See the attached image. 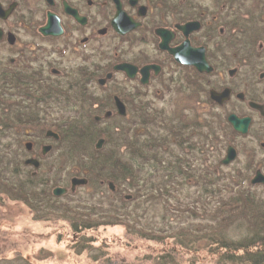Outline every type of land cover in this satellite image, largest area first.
<instances>
[{
	"label": "flooded vegetation",
	"instance_id": "flooded-vegetation-1",
	"mask_svg": "<svg viewBox=\"0 0 264 264\" xmlns=\"http://www.w3.org/2000/svg\"><path fill=\"white\" fill-rule=\"evenodd\" d=\"M0 94L43 107L39 119L56 104L51 115L70 116L76 98L99 127L120 121L136 135V113L174 110L178 95L194 104L181 109L204 107L207 134L212 111L227 125L246 117V132L229 127L245 137L250 183L264 175V0H0Z\"/></svg>",
	"mask_w": 264,
	"mask_h": 264
},
{
	"label": "trees",
	"instance_id": "trees-1",
	"mask_svg": "<svg viewBox=\"0 0 264 264\" xmlns=\"http://www.w3.org/2000/svg\"><path fill=\"white\" fill-rule=\"evenodd\" d=\"M10 100L13 99L9 97L6 100L0 94V126L3 129L31 128L34 133L40 134L38 138L32 137L34 145L42 142L44 131L57 132L59 138L53 140V144L57 145L55 165L60 168L74 167V171L84 174L88 179L86 186L93 187L95 192L103 196L109 193L111 197L106 199L107 204L103 203L101 197L98 202L89 204L66 202L62 199L66 194L53 195L54 187L60 184L56 175L35 174L17 183H9L0 176L2 190L24 204L37 219L46 220L48 215L54 214L62 222L56 241L64 243L68 240L67 248L72 256L66 264H90L84 262L81 257L83 254L87 255L84 258L89 257L85 261L102 264L98 260L111 261L117 249L130 254L142 252L137 264H204V261L213 264H264V198L237 182L249 176L247 172L240 177L227 175L233 183L230 182L225 188L231 193L226 197H216L209 213L212 220L208 223L195 226L193 222L180 221L166 230L159 227L145 229L129 220L130 212L125 204L130 201L124 194L129 192L133 197L131 200L141 195L161 197L158 192L172 190L177 175L195 178V175L199 177L204 174L201 169L193 172L195 175L185 170L188 160L182 154L170 150L173 158L163 159L158 156V152H153L157 147H169L171 141L184 148V142L188 139L184 135L187 128L184 124L167 123L164 133L158 138L147 140L140 138L134 132L135 129L120 121L115 125L112 122L99 127L87 115L83 102L79 100L82 103L79 104L76 98L72 99L74 112L60 119L50 113L52 117L39 119L36 110L39 108L44 111L43 107H16ZM211 115L210 131L204 137L207 141H215L223 146L235 137V133L221 114L212 111ZM156 116H160V113L149 116L145 112L136 113L135 117L139 119L137 126L146 128L148 120L153 121ZM98 137L103 138L104 144L97 149L95 143ZM221 146L215 148L220 149ZM144 162L154 167L149 174L141 172L144 171ZM20 164L15 161L14 168ZM214 165L215 168L221 166L219 162ZM38 166H32L33 170L38 171ZM47 166L53 169L52 163ZM155 175H159L160 179L149 184L148 179ZM102 182H110L115 190L107 186L106 192L100 186ZM64 183L63 180L61 184ZM211 193V197L216 193L213 186ZM187 210L195 212L192 207H187ZM174 214L177 215V212ZM64 230H68L65 235ZM24 261L27 262L26 259ZM121 263L131 264L126 261Z\"/></svg>",
	"mask_w": 264,
	"mask_h": 264
},
{
	"label": "rangeland",
	"instance_id": "rangeland-1",
	"mask_svg": "<svg viewBox=\"0 0 264 264\" xmlns=\"http://www.w3.org/2000/svg\"><path fill=\"white\" fill-rule=\"evenodd\" d=\"M175 105L178 107L174 110H168V107H165L163 111L159 112L162 117L166 118L164 122L156 116L154 117L155 120H148L146 128H142L137 135L140 138L143 137L150 140L158 138L161 133H164L167 129L165 128V124L167 123L172 124L175 120H182V124L187 123L192 129L191 131L188 129V131L186 130L185 134L186 136L188 135L189 139L187 143H184V148L179 147L175 141H171L169 147H157L156 151L153 150V152H158V156L163 159L173 158L170 154V150L174 153L177 152L182 154L186 157V160H188V164L185 165V170L194 174L193 172H197L201 169L204 172L203 175L206 177L203 175L197 177L195 174V178L177 175L178 177H176V182H173L174 187L172 190L158 192L162 195L161 197L150 198L146 195H141L140 197L138 196L134 198V200H131L133 197L130 196L129 192L124 194L130 201L125 204L130 212L129 220L145 229L159 227L169 230L180 221H186L190 224L193 222V225L195 226L197 224H205V222L208 223L212 220L209 213H211L214 203L217 200L216 197H226L231 193L230 190L225 188L230 182L233 183L229 180L227 175H231L232 177L236 175L240 177L241 174L245 175L247 172L245 165L247 162L246 154L248 149L246 141L245 143L243 142L245 137L235 135L231 142H225L223 146H221V143L216 144L215 141H207L206 137H204V133L207 132V129L201 124L202 122H199L201 121L200 116L204 107L181 109L185 105L192 107L194 104L190 99L185 98V100H183L179 95L175 98ZM233 106L234 105H232V107ZM60 108L61 106L56 104L54 108L49 110L51 114H58ZM232 110L236 113L238 112V108L235 109V107H233ZM176 112L178 113L175 114ZM152 114L146 113L147 116ZM189 126L187 127L189 128ZM31 136L38 138L40 137V134L27 129L25 130L24 128L19 130L14 127L3 129V126H0V176L3 179H6L9 183H17L22 179H26L25 177L33 176L35 174L39 176H44L46 174L56 175L58 177L57 180L60 182V184L57 185L67 188L64 193L66 194V197L62 198L65 199L66 202L69 200L73 203L80 201L89 204L98 202L101 197L103 203L107 204L106 199H111V197L108 196L109 193L106 196H103V194L95 192L93 187L89 185H79L71 191L68 187L71 177L70 175L72 172H75L74 167L66 166V168H60L55 165V154L57 153L55 146L57 145L52 147V151L50 150L43 153V155H40V143L39 145L33 144L30 151L26 150L23 144L28 140V137ZM247 139L250 141L249 143L247 140L248 145H251L253 140L249 137ZM43 141L45 143L53 144V141L50 139H43ZM227 144L237 147L235 159L229 164H221L219 168H215L214 164L221 160ZM215 146H221V148H215ZM31 156H36L40 160L38 171H34L32 167L23 163V160L26 157ZM151 158L152 157H150V159ZM11 160H13V162ZM15 161H17L18 164L21 162L20 166L17 168H14L13 165ZM48 163L53 164V169L52 167L49 168L47 166ZM57 165L60 164L58 163ZM143 167L144 171L141 172L146 174H149L154 168L151 163L149 164L145 162ZM158 176L159 175H155L154 177L149 178V184L151 181L155 182L159 180L160 176ZM63 180L65 183L61 184ZM237 182H241V184H239L240 186L249 188L255 194L264 198V188L257 185L251 186L249 181L245 178L244 180L239 179ZM100 186L103 190L108 192L106 182H102ZM212 186L213 189L216 188V193L211 197L210 195L213 194L211 193ZM217 186H219L218 189ZM64 194L59 196H64ZM165 204L168 207H166ZM187 207L194 208L195 212H189ZM173 211L177 212V215H175V212ZM180 212H184V214L180 215ZM33 215L34 213L29 212L24 204L5 193L4 190H2V184L0 182V264H27V262L32 264L68 263L67 260L72 256L70 250L67 248L66 242L68 240L64 243H62V241H56L57 232L60 230L59 225H62V222L59 221L54 214L48 215L46 220L37 219L35 215ZM66 231L68 230L63 231L64 235L66 234ZM141 254L142 252L130 254L121 249H117L114 251L111 261L109 259L105 260V262L102 261L103 259L98 261L102 264H122L121 262L123 261L124 263L126 261L131 264H137L140 260ZM81 257L84 262L90 264L93 263V261H85L89 258H84L87 257L86 254L81 255ZM23 259H26L27 262ZM96 262L97 261H94L95 264H98ZM204 264H213V262L208 263L207 261H204Z\"/></svg>",
	"mask_w": 264,
	"mask_h": 264
},
{
	"label": "water",
	"instance_id": "water-1",
	"mask_svg": "<svg viewBox=\"0 0 264 264\" xmlns=\"http://www.w3.org/2000/svg\"><path fill=\"white\" fill-rule=\"evenodd\" d=\"M194 65L197 67L198 70L202 69V61L200 62V60H197ZM211 92V91H210ZM213 93V92H211ZM116 108L118 109V113H120L121 115H124L125 111H124V107L122 106V104L120 103V101L116 102ZM227 121L229 123V125L232 126V128L239 133H244L246 132L247 128H248V122L249 119L246 117H238L236 114L234 113H230V115H228L227 117ZM45 134L47 136L50 137H54V138H58V134L55 133L54 131L52 132L51 130H47L45 131ZM103 144V139L102 138H98V140L96 141L95 147L98 149L99 147H101ZM26 150H31V143H24ZM51 149V145L48 144H44L42 145L41 148V154L49 151ZM236 155V149L233 146L228 145L226 152L224 154V156L221 158L220 163L223 164H228L230 163L234 157ZM24 163L29 165V166H33V167H37L39 165V160L36 157H31V158H27L24 160ZM252 184H256V183H262L264 185V175L259 172L256 171L255 175L250 179ZM87 182V179L84 177H72L70 180V184H71V188L74 189L75 186H78L79 184H85ZM108 186L111 188H113V186L109 183ZM65 188H61V187H55V189L53 190V194L56 195H61L65 192Z\"/></svg>",
	"mask_w": 264,
	"mask_h": 264
}]
</instances>
